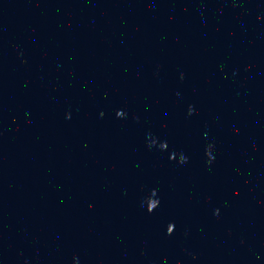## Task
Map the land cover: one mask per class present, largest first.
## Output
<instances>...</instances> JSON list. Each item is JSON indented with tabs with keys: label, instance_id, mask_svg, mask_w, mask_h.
<instances>
[{
	"label": "water",
	"instance_id": "95a60500",
	"mask_svg": "<svg viewBox=\"0 0 264 264\" xmlns=\"http://www.w3.org/2000/svg\"><path fill=\"white\" fill-rule=\"evenodd\" d=\"M0 264H264V0H0Z\"/></svg>",
	"mask_w": 264,
	"mask_h": 264
}]
</instances>
